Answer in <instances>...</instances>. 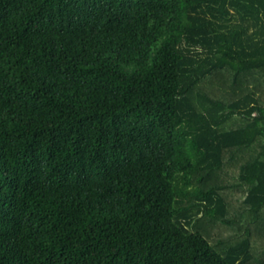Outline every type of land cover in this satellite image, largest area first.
Segmentation results:
<instances>
[{"label": "trees", "instance_id": "1", "mask_svg": "<svg viewBox=\"0 0 264 264\" xmlns=\"http://www.w3.org/2000/svg\"><path fill=\"white\" fill-rule=\"evenodd\" d=\"M0 264H264V0H0Z\"/></svg>", "mask_w": 264, "mask_h": 264}]
</instances>
